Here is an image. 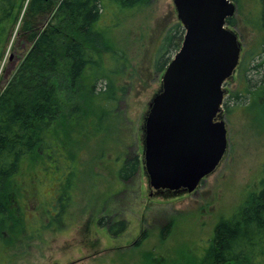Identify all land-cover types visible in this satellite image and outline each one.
<instances>
[{"label":"trees","instance_id":"16d2710c","mask_svg":"<svg viewBox=\"0 0 264 264\" xmlns=\"http://www.w3.org/2000/svg\"><path fill=\"white\" fill-rule=\"evenodd\" d=\"M234 1L240 13L244 0ZM154 2L0 0V62L15 36L29 45L15 74L0 86V226L11 223V207L20 205L27 186L49 187L46 196L51 205L68 203L61 212L50 213L48 226L66 214L75 199L76 185L70 176L80 167L75 159L82 138L105 139L119 126L128 55L116 31L127 17L141 16ZM245 17L256 37L252 48L241 55L234 105L227 101L225 106L228 111L239 104L250 106L259 94L263 118L264 0H254ZM228 24L235 26L237 19L231 17ZM184 33L179 19L166 30L154 62L157 71L166 69ZM139 166L140 158L128 155L118 174L129 181ZM38 169L47 174L39 175ZM106 216L98 222L105 224ZM125 224L120 219L108 226L116 233ZM170 225L165 224L162 232H170ZM167 261L164 257L161 263L171 264ZM194 264H264V164L257 189L216 223L208 248Z\"/></svg>","mask_w":264,"mask_h":264},{"label":"rangeland","instance_id":"374dc122","mask_svg":"<svg viewBox=\"0 0 264 264\" xmlns=\"http://www.w3.org/2000/svg\"><path fill=\"white\" fill-rule=\"evenodd\" d=\"M253 1H243V10L234 16L238 24L230 26L239 35L242 54L256 37L255 29L244 22ZM177 19L173 0H155L148 12L127 17L117 29V41L128 55L119 126L105 139L82 138L75 159L80 167L70 176L76 185L75 199L54 224L48 226L50 213L61 212L68 203L51 205L46 196L49 187L23 190L22 210L14 204L11 223L0 226V263L162 264L165 257L171 264H194L208 248L216 223L257 189L264 164V117L258 110L263 100L255 94L252 105L227 110L226 102L234 105L232 92L240 86L237 71L223 86L228 148L215 171L193 192L155 191L149 183L143 163L144 121L164 73L154 62L162 37ZM17 39L0 62V86L15 74L29 49L28 43ZM131 154L140 158V166L128 181L118 171ZM103 216L107 221L102 225L98 221ZM120 219L125 226L112 233L108 225ZM169 223L170 232H162Z\"/></svg>","mask_w":264,"mask_h":264},{"label":"water","instance_id":"95a60500","mask_svg":"<svg viewBox=\"0 0 264 264\" xmlns=\"http://www.w3.org/2000/svg\"><path fill=\"white\" fill-rule=\"evenodd\" d=\"M173 1L185 33L145 116L143 163L155 191L193 192L227 152L223 86L242 44L228 24L234 0Z\"/></svg>","mask_w":264,"mask_h":264}]
</instances>
